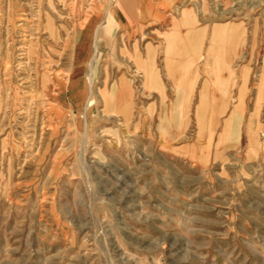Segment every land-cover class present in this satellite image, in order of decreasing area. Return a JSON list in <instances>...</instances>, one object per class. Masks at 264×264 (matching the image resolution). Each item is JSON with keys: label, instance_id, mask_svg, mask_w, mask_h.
<instances>
[{"label": "rangeland", "instance_id": "1", "mask_svg": "<svg viewBox=\"0 0 264 264\" xmlns=\"http://www.w3.org/2000/svg\"><path fill=\"white\" fill-rule=\"evenodd\" d=\"M114 2L0 0V264H264V0H148L92 87Z\"/></svg>", "mask_w": 264, "mask_h": 264}, {"label": "crops", "instance_id": "2", "mask_svg": "<svg viewBox=\"0 0 264 264\" xmlns=\"http://www.w3.org/2000/svg\"><path fill=\"white\" fill-rule=\"evenodd\" d=\"M151 9L152 7L150 4H148V0H115L113 7L103 11L99 21L92 24L91 32H95L94 34H92V40L90 42V49L95 51L92 56L93 61L90 60L89 62L86 61L83 63H74L72 72L77 67L82 66L81 74L82 77L87 81L89 77L88 72L90 67L88 64L91 63L92 68L89 74L91 85L93 87L94 83L97 82L99 78L104 57L110 51H112L118 34L122 31L132 30L133 26L137 24V15L143 16V18L146 19L149 15V10ZM108 14H111L112 16L110 20H108ZM139 24H144V22L140 21ZM78 42L79 38L77 40V43ZM147 55L151 58V56L153 55V51L151 49H148ZM85 71H87L86 77L84 76ZM144 75L146 84L152 85L158 83V79L154 71L145 70ZM234 109L235 108H233V110ZM228 121L229 119L224 125L225 129H227L226 126L228 124Z\"/></svg>", "mask_w": 264, "mask_h": 264}, {"label": "bare ground", "instance_id": "3", "mask_svg": "<svg viewBox=\"0 0 264 264\" xmlns=\"http://www.w3.org/2000/svg\"><path fill=\"white\" fill-rule=\"evenodd\" d=\"M95 53V51H93V54ZM93 54H92V56H93ZM92 56H91V60H92ZM93 61V60H92ZM89 75V74H88ZM121 82V81H120ZM126 82V81H125ZM118 84V83H117ZM125 84V83H124ZM119 86V85H118ZM122 88V87H121ZM123 95V94H122ZM123 97V96H122ZM239 99V98H238ZM122 103V102H121ZM236 110H238V108L236 107L234 110H232V112H231V114H230V116H229V121H228V124H227V129L226 130H228L229 129V126L231 125V124H233L234 123V119H235V115H236V113H237V111Z\"/></svg>", "mask_w": 264, "mask_h": 264}]
</instances>
